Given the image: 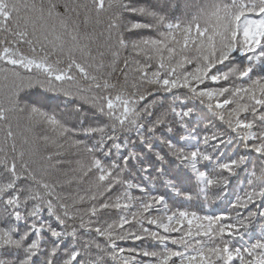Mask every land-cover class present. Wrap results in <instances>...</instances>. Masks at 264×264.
Returning <instances> with one entry per match:
<instances>
[{
    "label": "snow or ice",
    "instance_id": "6c2138e0",
    "mask_svg": "<svg viewBox=\"0 0 264 264\" xmlns=\"http://www.w3.org/2000/svg\"><path fill=\"white\" fill-rule=\"evenodd\" d=\"M0 264H264V0H0Z\"/></svg>",
    "mask_w": 264,
    "mask_h": 264
}]
</instances>
